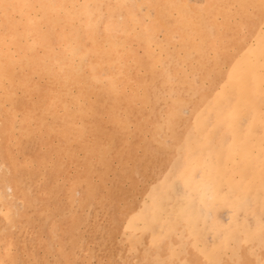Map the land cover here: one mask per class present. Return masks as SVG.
<instances>
[{
  "label": "rangeland",
  "instance_id": "374dc122",
  "mask_svg": "<svg viewBox=\"0 0 264 264\" xmlns=\"http://www.w3.org/2000/svg\"><path fill=\"white\" fill-rule=\"evenodd\" d=\"M0 213V264H264V0H0Z\"/></svg>",
  "mask_w": 264,
  "mask_h": 264
},
{
  "label": "bare ground",
  "instance_id": "6f19581e",
  "mask_svg": "<svg viewBox=\"0 0 264 264\" xmlns=\"http://www.w3.org/2000/svg\"><path fill=\"white\" fill-rule=\"evenodd\" d=\"M7 1H8V0H7ZM95 1H96V0H95ZM168 4H169V3H168ZM215 6H216V5H215ZM220 10H221V9H220ZM213 11H215V9H214ZM164 13H165V12H164ZM185 14H186V13H185ZM185 16H186V15H185ZM185 19H186V18H185ZM185 19H184V20H185ZM186 21H187V20H186ZM184 22H185V21H184ZM13 23H14V22H13ZM31 26H32V25H31ZM197 29H199V28H197ZM194 31H195V30H194ZM201 32H202V31H201ZM112 42H113V41H112ZM114 42H115V41H114ZM83 49H84V48H83ZM73 50H74V49H73ZM100 51H101V50H100ZM103 51H104V50H103ZM106 52H107V51H106ZM106 52H105V53H106ZM105 53H104V54H105ZM1 55H2V54H1ZM103 59H104V57H103ZM83 62H84V61H83ZM113 62H114V61H113ZM118 63H119V62H118ZM75 70H76V69H75ZM75 74H76V73H75ZM112 76H113V75H112ZM112 76H111V77H112ZM111 77H110V78H111ZM64 78H65V77H64ZM72 78H73V77H72ZM72 78H71V79H72ZM119 78H120V77H119ZM71 79H70V80H71ZM75 79H76V78H75ZM77 79H78V77H77ZM117 79H118V78H117ZM117 79L115 80V82H117ZM85 86H86V85H85ZM36 87H37V86H36ZM86 87H87V86H86ZM103 88H104V87H103ZM117 88H118V87H117ZM98 89H99V88H98ZM104 89H105V88H104ZM81 90H83V89H81ZM93 91H94V90H93ZM95 91H96V90H95ZM97 91H100V90H97ZM109 91H110V90H109ZM109 91H108V92H109ZM106 93H107V92H106ZM101 94H102V91H101ZM99 95H100V93H99ZM84 97H85V96H84ZM98 97H100V96H98ZM66 98H67V97H66ZM52 101H53V100H52ZM64 104H66V103H64ZM96 106L98 107V105H96ZM65 107H66V106H65ZM41 110H42V109H41ZM87 110H88V109H87ZM111 111H113V110H111ZM34 112H35V111H34ZM79 113H80V112H79ZM86 113H87V112H86ZM88 113H89V112H88ZM90 113H91V112H90ZM85 115H86V114H85ZM96 115H97V114H96ZM73 116H74V115H73ZM88 116H89V115H88ZM69 118H70V117H69ZM70 119H71V118H70ZM119 120H120V119H119ZM72 122H73V121H72ZM97 123H98V122H97ZM121 123H122V122H121ZM94 125H95V124H94ZM87 126H88V125H87ZM97 126H98V125H97ZM123 126H124V123H123ZM74 127H75V126H74ZM121 127H122V124H121ZM72 128H73V127H72ZM76 128H77V127H76ZM77 129H78V128H77ZM77 129H76V130H77ZM82 129H83V128H82ZM93 129H94V126H93ZM95 132H96V131H95ZM85 133H86V131H85ZM74 135H75V134H74ZM80 138H81V137H80ZM68 139H69V138H68ZM77 140H78V139H77ZM88 147H89V146H88ZM108 147H109V146H108ZM107 155H109V154L107 153ZM98 158H99V157H98ZM84 160H85V159H84ZM92 168H93V167H92ZM81 185H82V184H81ZM77 188H78V187H77ZM82 188H83V187H82ZM73 190H74V188H73ZM86 192H87V191H86ZM0 214H1V213H0ZM4 217H5V216H4ZM227 260H228V259H227ZM133 263H134V262H133Z\"/></svg>",
  "mask_w": 264,
  "mask_h": 264
}]
</instances>
